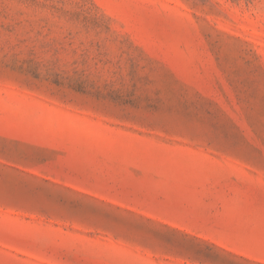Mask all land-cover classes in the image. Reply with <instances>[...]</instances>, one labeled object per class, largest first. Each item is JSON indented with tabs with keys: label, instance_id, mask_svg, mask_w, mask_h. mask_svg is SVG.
I'll return each mask as SVG.
<instances>
[{
	"label": "rangeland",
	"instance_id": "rangeland-1",
	"mask_svg": "<svg viewBox=\"0 0 264 264\" xmlns=\"http://www.w3.org/2000/svg\"><path fill=\"white\" fill-rule=\"evenodd\" d=\"M0 264H264V0H0Z\"/></svg>",
	"mask_w": 264,
	"mask_h": 264
}]
</instances>
